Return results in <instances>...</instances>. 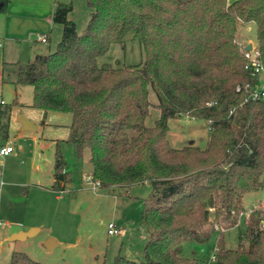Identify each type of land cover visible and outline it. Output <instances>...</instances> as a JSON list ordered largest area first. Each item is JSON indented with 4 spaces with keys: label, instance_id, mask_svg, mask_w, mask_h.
I'll return each mask as SVG.
<instances>
[{
    "label": "trees",
    "instance_id": "1",
    "mask_svg": "<svg viewBox=\"0 0 264 264\" xmlns=\"http://www.w3.org/2000/svg\"><path fill=\"white\" fill-rule=\"evenodd\" d=\"M87 4L89 21L79 31L73 6L57 1L53 20L62 37L54 51L15 63L13 82L33 86V106L72 114L69 137L56 141L52 189L66 190L72 180L63 144L79 157L89 148L88 176L99 189L120 195L139 184L151 188L141 221L148 233L144 258L118 254L115 264H200L182 254L183 243L236 226L246 195L264 189V99L245 100L244 85L254 77L246 68L247 42L239 40L241 28L255 24L264 62V0ZM6 9L7 0H0V12ZM133 41L145 51L140 63H99L113 44ZM152 106L161 114L149 126ZM182 115L208 121L206 147L172 146L169 120ZM263 224L262 209L249 211L239 247L221 239L215 263L264 264ZM11 264L44 263L15 251Z\"/></svg>",
    "mask_w": 264,
    "mask_h": 264
},
{
    "label": "rangeland",
    "instance_id": "2",
    "mask_svg": "<svg viewBox=\"0 0 264 264\" xmlns=\"http://www.w3.org/2000/svg\"><path fill=\"white\" fill-rule=\"evenodd\" d=\"M60 1L73 5L70 15L78 30L83 31L91 12L87 0ZM51 34L48 44L38 41L36 48L33 39L38 35L33 37L32 43H24L21 49L16 42H7L0 49V101L10 104L0 103V143L8 137L14 147L0 164V181L6 183L0 191V264H11L15 251L24 252L44 264H115L118 254L142 260L148 233L141 221L145 198L151 193L149 184L131 187L130 194L96 190L86 182L93 169L89 148L79 157L72 145L64 143L62 150L72 180L65 191L48 189L53 185L56 141L69 137L72 114L57 110L45 112L33 106V86H16L13 71L7 68L3 75L1 66L9 58L26 62L33 58L35 49L46 53L54 51L62 37V25L54 23ZM239 40L257 45L256 25L243 26ZM0 42L4 44V39ZM11 45L16 51L9 54ZM144 59L143 46L133 41L125 47L113 44L99 58V63L124 66L138 64ZM150 99L153 103L158 100L153 89ZM20 114L37 122L39 129L23 132ZM160 114V109L152 106L147 125L153 126ZM169 126L168 139L176 148L191 143L206 147L209 141V124L205 119L182 115L170 118ZM55 194L61 198L56 199ZM259 204H264V189L246 195V212L236 226L225 231L216 228L205 241L184 242L182 254L198 258L200 264H216L212 255L218 242L222 239L227 247H239L240 238L247 231L249 211ZM111 223L121 230L109 233ZM30 225L38 228L35 234L25 239H13V230ZM49 238L57 243L51 249L45 246Z\"/></svg>",
    "mask_w": 264,
    "mask_h": 264
},
{
    "label": "crops",
    "instance_id": "3",
    "mask_svg": "<svg viewBox=\"0 0 264 264\" xmlns=\"http://www.w3.org/2000/svg\"><path fill=\"white\" fill-rule=\"evenodd\" d=\"M57 1L61 2L60 0H7L6 11L0 12V39H4V44L0 42V49H3L4 46H6L7 42H16L15 44L21 49L23 46H25L23 45L24 43H28V44L32 43L33 37L40 34L45 35L47 37L48 41L44 43L48 44L51 41V35H52L51 33L54 27V23H56L53 20V13ZM62 3L69 4L68 2H62ZM70 18L72 19L71 15ZM33 40L35 47V44L38 42L37 37L34 38ZM42 49H44V46H42ZM9 51H10L9 54H11L14 51H16V48H14L11 45V49ZM40 52H44V51H40V50L36 51V49L33 50V57ZM9 59H10L9 61H4L3 65L1 66V71L3 75L7 70V68L11 69L14 75L15 73L14 71L16 69L15 63L20 61V60L15 61L13 60L14 58H9ZM0 103H2V101H0ZM19 118L22 122L20 128L23 132L35 131L38 130L40 127V125L37 122H35L31 118L24 116L23 114H20ZM8 143L10 144L11 142L7 137L5 141L0 143V146ZM53 183H54V176H53ZM33 184L39 185L38 183L37 184L33 183ZM5 185H6L5 182L3 185L0 184V191L4 188ZM52 186L49 187L48 189L55 192L56 190L52 189ZM55 197L56 199L61 198L59 194H55ZM37 231L38 228L36 226L30 225L27 228H17L13 230L12 235H13V239H20L17 238L19 234H22L24 232H31L33 235Z\"/></svg>",
    "mask_w": 264,
    "mask_h": 264
},
{
    "label": "built area",
    "instance_id": "4",
    "mask_svg": "<svg viewBox=\"0 0 264 264\" xmlns=\"http://www.w3.org/2000/svg\"><path fill=\"white\" fill-rule=\"evenodd\" d=\"M38 41L47 42V37L45 35H38L37 36ZM249 43H252V49L248 50L247 46ZM244 55L247 59L246 68L250 70L254 77L253 82H247L244 85V89L247 92V95L245 97V100L247 101H257L260 99H264V62L262 60V53L261 50L257 45H254L253 42H247L244 45ZM240 89V86L238 87ZM14 151L13 145L10 143L1 145L0 146V164L2 163L3 159L10 155ZM86 182L90 184L94 189H99L100 182L95 181L91 178V176L86 177ZM1 185L4 184V181L1 180ZM262 209L263 211V222H264V204L262 205H256L254 208H252L250 211H253L254 209ZM121 230V227H119L116 224L111 223L109 228V233L114 234ZM212 258L215 259V253H213Z\"/></svg>",
    "mask_w": 264,
    "mask_h": 264
},
{
    "label": "water",
    "instance_id": "5",
    "mask_svg": "<svg viewBox=\"0 0 264 264\" xmlns=\"http://www.w3.org/2000/svg\"><path fill=\"white\" fill-rule=\"evenodd\" d=\"M247 49H248V50L252 49V43H249V44H248ZM31 235H32L31 232H24V233H22V234H19V235L17 236V238L24 239V238H27V237H29V236H31ZM55 245H56V241H55L53 238H49L47 241H45V246H46L48 249L53 248Z\"/></svg>",
    "mask_w": 264,
    "mask_h": 264
}]
</instances>
